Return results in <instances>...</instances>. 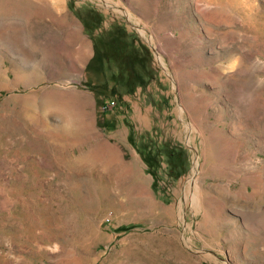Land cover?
Returning <instances> with one entry per match:
<instances>
[{
    "label": "rangeland",
    "instance_id": "rangeland-1",
    "mask_svg": "<svg viewBox=\"0 0 264 264\" xmlns=\"http://www.w3.org/2000/svg\"><path fill=\"white\" fill-rule=\"evenodd\" d=\"M65 1L87 84L0 0V264H264V0Z\"/></svg>",
    "mask_w": 264,
    "mask_h": 264
},
{
    "label": "crops",
    "instance_id": "crops-1",
    "mask_svg": "<svg viewBox=\"0 0 264 264\" xmlns=\"http://www.w3.org/2000/svg\"><path fill=\"white\" fill-rule=\"evenodd\" d=\"M65 2H66L65 0H59L58 3L61 4L60 5L57 4L56 7H54L55 9H59V11L57 12L60 16L58 17L59 19H61V22L64 24L63 29L65 30V34L56 36L55 34L51 35L50 33H48L43 37V39L49 42H53L57 39H60L61 41H66L69 46V49L71 45V54L69 50V54L67 57H71V58L79 57L80 59L79 65L82 68V72L84 71V79H85L84 83L87 84V67L93 57V51H92L93 49L91 47V44L87 40L88 39L87 34L85 33L86 35H84L83 31L81 32L80 30L76 32L74 21L73 20L70 21V19L66 18V16L63 15L65 10L64 7L66 8L67 6V3ZM86 98H87V106L84 112L90 115L88 125H95L97 122L96 100L92 93L87 94Z\"/></svg>",
    "mask_w": 264,
    "mask_h": 264
},
{
    "label": "built area",
    "instance_id": "built-area-1",
    "mask_svg": "<svg viewBox=\"0 0 264 264\" xmlns=\"http://www.w3.org/2000/svg\"><path fill=\"white\" fill-rule=\"evenodd\" d=\"M114 102H106L101 106V111L108 112L114 107Z\"/></svg>",
    "mask_w": 264,
    "mask_h": 264
},
{
    "label": "trees",
    "instance_id": "trees-1",
    "mask_svg": "<svg viewBox=\"0 0 264 264\" xmlns=\"http://www.w3.org/2000/svg\"><path fill=\"white\" fill-rule=\"evenodd\" d=\"M97 62H98V61H97ZM102 63H103V64H105V63H106V61H102ZM106 65H107V64H106Z\"/></svg>",
    "mask_w": 264,
    "mask_h": 264
},
{
    "label": "bare ground",
    "instance_id": "bare-ground-1",
    "mask_svg": "<svg viewBox=\"0 0 264 264\" xmlns=\"http://www.w3.org/2000/svg\"><path fill=\"white\" fill-rule=\"evenodd\" d=\"M54 1H56V0H54ZM58 2H59V0H58Z\"/></svg>",
    "mask_w": 264,
    "mask_h": 264
}]
</instances>
